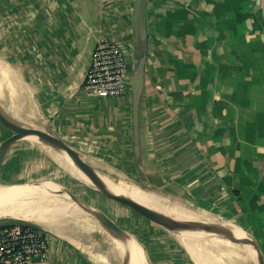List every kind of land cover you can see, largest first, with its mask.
<instances>
[{
  "label": "crops",
  "instance_id": "1",
  "mask_svg": "<svg viewBox=\"0 0 264 264\" xmlns=\"http://www.w3.org/2000/svg\"><path fill=\"white\" fill-rule=\"evenodd\" d=\"M138 3L0 0V109L56 135L116 181L236 224L254 250L248 255L234 228L220 225L234 233L230 264H264V0H147L144 38ZM100 37L125 50L126 95L99 98L81 88ZM11 134L0 124V143ZM54 158L39 143L14 142L0 185L87 195L120 232L110 235L88 215L85 231L50 232L49 254L31 264H134L129 238L144 264H198L174 231L98 193ZM6 220L29 222L0 218V227ZM220 247L216 261L227 264Z\"/></svg>",
  "mask_w": 264,
  "mask_h": 264
},
{
  "label": "bare ground",
  "instance_id": "2",
  "mask_svg": "<svg viewBox=\"0 0 264 264\" xmlns=\"http://www.w3.org/2000/svg\"><path fill=\"white\" fill-rule=\"evenodd\" d=\"M71 173L85 181L76 171ZM128 181L129 180L125 178H121L118 181V184L123 190L136 199L173 217L174 219L189 223L219 226L224 224L233 227L238 234H236L237 239L243 244V247L241 246L242 250L248 255H253L251 247H249V245H244L243 238L245 235L239 230V227L236 224L224 218L216 217L204 210L189 207L180 201L157 196L152 192L140 189L134 183ZM6 217L29 221L41 226L49 232L60 235H65L63 230H69L71 232L74 230H87V221L90 219L84 210L75 205L71 200H68L56 189L42 188L27 184L0 186V218ZM119 232L120 230L118 233ZM175 233L181 243H184L183 245L186 246L192 256L196 259L198 264H221V262L216 261L217 251H214L218 250L220 245V259L224 258L225 260V257H227V264L233 262L232 256L237 253V249H233V246H231L232 241L230 240V237L207 235L203 232L195 231H176ZM124 236L126 237V234ZM127 245L134 253V264H144L136 242L129 238L127 239ZM238 245L239 244H236L237 247Z\"/></svg>",
  "mask_w": 264,
  "mask_h": 264
},
{
  "label": "water",
  "instance_id": "3",
  "mask_svg": "<svg viewBox=\"0 0 264 264\" xmlns=\"http://www.w3.org/2000/svg\"><path fill=\"white\" fill-rule=\"evenodd\" d=\"M146 4L147 0H139L138 30L139 35L143 38L146 35ZM0 124L13 132V134L5 138L0 143V166L8 147L12 143L17 141L36 142L47 148L58 151L68 166L73 171L79 173L85 182L89 183L98 193L131 208L157 225L172 231H195L216 236H234L233 231L228 227L180 221L136 199L128 192L123 190L118 184V181L107 176L92 164L88 163L75 149H73L62 139L47 131L22 125L5 115L1 109ZM137 187L147 191L146 188H143L139 185H137ZM59 188L60 192L68 200H71L75 205L84 210L86 214L93 218L105 231H107V233L113 236L117 235L118 231L120 230L119 227L101 209L87 202L84 198L76 193L71 192L65 187L59 186ZM151 190L152 191L149 192H152L155 195L158 194V191L153 189ZM239 230L245 235V238H243L244 242L254 250L252 241L249 239L246 232L240 228Z\"/></svg>",
  "mask_w": 264,
  "mask_h": 264
},
{
  "label": "built area",
  "instance_id": "4",
  "mask_svg": "<svg viewBox=\"0 0 264 264\" xmlns=\"http://www.w3.org/2000/svg\"><path fill=\"white\" fill-rule=\"evenodd\" d=\"M123 47L108 37L97 39L92 50L88 72L81 88L88 95L120 97L126 95L130 78ZM49 231L32 222H15L0 227V263L31 264L49 254Z\"/></svg>",
  "mask_w": 264,
  "mask_h": 264
},
{
  "label": "rangeland",
  "instance_id": "5",
  "mask_svg": "<svg viewBox=\"0 0 264 264\" xmlns=\"http://www.w3.org/2000/svg\"><path fill=\"white\" fill-rule=\"evenodd\" d=\"M1 66V65H0ZM49 151L51 152V153H53V155H54V160L55 161H57L60 165H61V167H63L64 169H66V170H68V171H70V173L71 172H73L72 170H71V168L68 166V164L62 159V157L60 156V154H59V152L58 151H56V150H54V149H51V148H49ZM40 181H42L41 179H40ZM40 181H38L37 183H40ZM130 181V180H129ZM128 181V182H129ZM131 182V181H130ZM0 186H4V185H0ZM146 190L147 191H152L151 189H149V188H146ZM158 194H157V196H160V197H166V196H164V194H162L161 192H157ZM84 197L83 198H86L87 199V195H83ZM166 198H168V197H166ZM171 200V199H170ZM58 203V202H57ZM65 231V230H64ZM176 231H174V233H175ZM176 234V233H175ZM240 251V250H239ZM222 261V263H223V261L224 260H221ZM238 264V263H237Z\"/></svg>",
  "mask_w": 264,
  "mask_h": 264
},
{
  "label": "trees",
  "instance_id": "6",
  "mask_svg": "<svg viewBox=\"0 0 264 264\" xmlns=\"http://www.w3.org/2000/svg\"><path fill=\"white\" fill-rule=\"evenodd\" d=\"M15 222H16V221L6 220V221L1 225V227L4 226V225H7V224L15 223Z\"/></svg>",
  "mask_w": 264,
  "mask_h": 264
}]
</instances>
